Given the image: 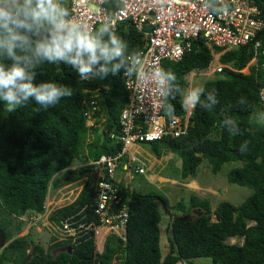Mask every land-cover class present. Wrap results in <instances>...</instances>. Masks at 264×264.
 Here are the masks:
<instances>
[{
    "label": "trees",
    "instance_id": "16d2710c",
    "mask_svg": "<svg viewBox=\"0 0 264 264\" xmlns=\"http://www.w3.org/2000/svg\"><path fill=\"white\" fill-rule=\"evenodd\" d=\"M63 3L68 9V0ZM257 3L264 20V0ZM107 7L114 10L112 0ZM115 32L126 41L130 54L136 55L143 49L142 37L130 23ZM258 39L264 49V29ZM215 53L220 54V64L232 65V69L216 72L201 87L204 89L202 102L211 103L207 100L211 94L216 103L210 108L198 105L193 109L185 135L149 145L156 157L168 151L180 160L175 176H169L167 168L161 175L179 182L193 177L204 160L210 164L213 175L225 164L240 163L228 171L227 180L251 191L244 202L235 206L223 201L212 210L208 200L195 195L187 203L178 201L174 206L177 211L188 213L192 207L200 206L209 215L195 222L173 218L169 225V253L164 257L160 224L163 208H168L167 199L143 179L144 190L133 188L127 194L122 190L125 186L120 184L123 203L127 202L129 208L125 243L109 234L98 254L92 241L72 245L66 251V242L50 245L48 238L50 247L46 248L41 240H34L31 232L19 236L23 230L19 218L41 213L48 188L65 185V180L72 175L76 176L68 182L85 177L84 186L73 204L52 213L51 220L59 223L91 204L96 186L92 179L93 167L88 163L102 155H114L120 149L109 133L119 132V116L127 103L122 73L87 83L68 65H44L37 70L36 83L51 81L69 86L73 95L41 111H36L39 106L33 103L8 114L0 105V235L8 242L0 249V264H112L116 255L121 264H178L195 258L210 259L212 264H264V101L261 99L264 56L260 54L249 66V73L244 74L241 70L254 58L251 45L225 50L201 40L194 41L191 51L180 61H162V69L176 77L168 82L172 95L165 97L164 105L173 107L174 116L184 114L182 98L189 73L210 68ZM94 91L98 93L100 106L98 124L105 131L101 146L99 127H87L81 101L86 92ZM162 114L169 117L164 108ZM229 120L236 121L238 131H229L231 125L225 123ZM75 161L83 165L72 170L70 167ZM230 238L241 243L230 244ZM59 247L64 248L56 255L50 253Z\"/></svg>",
    "mask_w": 264,
    "mask_h": 264
},
{
    "label": "built area",
    "instance_id": "2783aa9c",
    "mask_svg": "<svg viewBox=\"0 0 264 264\" xmlns=\"http://www.w3.org/2000/svg\"><path fill=\"white\" fill-rule=\"evenodd\" d=\"M110 1L68 0V11L74 20L87 25L89 30H95L112 15L113 11L107 7ZM213 3L217 9L224 11L205 8L202 0H120L113 28L116 31L128 22L141 35L144 47L135 56L149 74L155 68L162 69L164 60L180 61L191 51L194 41L198 40L225 50L251 45L254 52L252 64L260 54L264 56L262 41L258 39V34L264 29V20L257 0H213ZM218 67L194 70L190 73L191 78L204 75L209 70L210 74L215 75L223 68ZM148 79L156 80L151 76ZM187 81L184 94L193 88L192 80ZM124 88L127 103L119 116L120 130L109 133L110 139L120 149L114 155H102L88 163L93 167L92 179L96 186L91 204L59 223L54 222L51 220L52 213L72 205L77 199L82 186L73 187V184H82L86 180L75 181L69 186L62 185L54 194L49 187L42 212L19 218L24 235L34 228L37 234L48 235L50 245L66 242L68 249H72V245L92 241L98 254L102 252L101 245L111 232L117 238L125 239L129 208L127 202L123 203L117 172L124 173L130 181L135 175L146 177L147 158L142 146L185 135L194 108L184 106L182 116L166 117L162 114L165 97H162L157 83H148L146 79L142 86H137L134 81L126 83L124 78ZM86 93L81 100L86 125L89 129L100 128L98 93ZM261 99L264 101V90ZM122 190L127 194L132 189L125 186ZM112 264H121L119 255L113 258Z\"/></svg>",
    "mask_w": 264,
    "mask_h": 264
},
{
    "label": "clouds",
    "instance_id": "9594fccd",
    "mask_svg": "<svg viewBox=\"0 0 264 264\" xmlns=\"http://www.w3.org/2000/svg\"><path fill=\"white\" fill-rule=\"evenodd\" d=\"M112 3V15L95 30H89L70 16L63 0H0V105L5 113L33 103L39 106L36 111L48 110L71 97L69 86L51 81L36 83L38 69L61 63L70 66L82 81L104 80L110 74L122 73L126 83L134 81L142 86L147 79L148 83H157L162 97H171L172 88L165 85L174 81L175 75L160 68L150 74L144 71L113 28L120 0ZM202 5L224 11L217 9L213 0H202ZM150 76L156 80L148 79ZM202 96L204 89L191 88L183 95V105L210 108L216 103L213 95L207 96L211 102L208 104L202 102ZM163 108L174 118L172 106L165 104ZM225 123L231 125L230 132L238 131L236 121Z\"/></svg>",
    "mask_w": 264,
    "mask_h": 264
},
{
    "label": "rangeland",
    "instance_id": "374dc122",
    "mask_svg": "<svg viewBox=\"0 0 264 264\" xmlns=\"http://www.w3.org/2000/svg\"><path fill=\"white\" fill-rule=\"evenodd\" d=\"M219 57L220 54H214L213 61H212V66L211 68H215L216 66H223V68H230L232 69V65H222L219 63ZM252 63L250 62L248 66H246L244 69L241 71L244 74L249 73V66H251ZM220 68V67H218ZM198 71V70H197ZM217 71V70H216ZM220 71V70H219ZM218 71V72H219ZM211 70L208 72H205L204 75L198 74L195 76L193 79L191 78V72L189 73L187 79H191L193 83V88L199 87L201 88L204 83L208 80H212L215 76L213 74H210ZM103 132L105 134V131L103 129ZM143 150H147L152 156L154 155L151 149V145L149 144H144L142 146ZM163 160L169 159L171 161V164L173 166H177V160L172 162L174 159V156L168 152L165 151L163 152L162 156ZM83 164H81L78 161H75L72 166L70 167L72 170H77L80 167H82ZM79 166V168H78ZM240 166V163H229L225 164L221 171L213 175L211 173V167L210 164L208 163L207 160H204L202 164L198 167L196 174L193 177L188 178L187 181L176 183L169 180H166L165 178L160 179L158 178L156 181H154L153 185H157V188L159 189L160 193L167 199V206L168 208L162 212V222L160 224V232H161V254L162 256L167 255L169 253V241L168 238L171 236L169 232V225L171 220L175 217H180L183 218L187 215L185 212L177 211L175 209V204L180 201L184 200L186 203L191 195H195L200 199H206L210 202L211 209L214 210L216 206L223 201L229 202L235 206L240 205L242 202H244L250 195L251 191L245 187H241L235 184H230L227 180V173L230 169L235 168ZM177 173V170L175 167L168 166L167 167V174L169 176H172ZM163 174V173H162ZM117 179H120L121 186L130 184L131 186H134L135 182L137 179H141V176L135 175L134 176V181L133 182H128L129 179H126V176L124 173H121L120 171L117 172L116 174ZM74 176H70L67 179L70 180ZM66 179V180H67ZM86 178H80L77 181H85ZM195 182L198 186V189L192 188L189 186L191 182ZM68 182V181H67ZM71 183H74L75 181H69ZM84 183V182H83ZM82 183V184H83ZM79 182L73 184V187H80L82 186ZM191 185V184H190ZM145 188H143L144 190ZM59 191L58 189H52V194L56 193ZM29 230V229H28ZM27 230V231H28ZM35 229L33 228L32 230H29L28 232L33 233L34 240L36 241H42L44 243V247L47 248L49 246V240H48V235L42 233L41 235L34 233ZM25 231H22L19 236H23ZM40 237V238H39ZM0 246L6 245L8 242H6L3 237L0 235ZM228 243L230 244H235V243H241L240 240H237L235 238H230L228 240ZM50 247V246H49ZM62 248L64 247H59L58 249L51 250L50 253L52 255H56ZM64 249L66 251H70L68 249V246H66ZM178 264H212L210 259L207 258H195L192 259L188 262L181 261Z\"/></svg>",
    "mask_w": 264,
    "mask_h": 264
},
{
    "label": "crops",
    "instance_id": "0c3cea01",
    "mask_svg": "<svg viewBox=\"0 0 264 264\" xmlns=\"http://www.w3.org/2000/svg\"><path fill=\"white\" fill-rule=\"evenodd\" d=\"M143 151H144V153L146 155V158H147V162H146L147 163V174H146V177L142 176V178L141 179H137L136 182L134 181V178H133L132 181L129 180L128 182H133V181L135 182L134 186H131L130 184L129 185L126 184V185H123V186L131 187V189H133V188H143V186H142L143 185V183H142L143 180L147 184L153 185L154 184L153 182L156 181L158 178H160V177H161L160 179H162V178L164 179L165 178V177H163L161 175L164 172L165 168H167L168 166L172 165L171 161L169 159H167L166 161L163 160V158H162L163 153L161 154L160 157H156L155 155L152 156L147 150H143ZM176 160H177V166L175 165L174 167L177 170L180 167V160H178V159H176L174 157L172 162L174 164V162ZM72 176H74V175H72ZM126 179H129V178L126 176ZM165 179L169 180V181H172V182H175V183H177V182L180 183L179 181H176V180H172V179H168V178H165ZM187 180L188 179H186L185 181H187ZM153 186H155L157 188V185H153ZM160 235H161V232H160ZM168 241H169V239H168ZM160 247H161V236H160Z\"/></svg>",
    "mask_w": 264,
    "mask_h": 264
},
{
    "label": "water",
    "instance_id": "95a60500",
    "mask_svg": "<svg viewBox=\"0 0 264 264\" xmlns=\"http://www.w3.org/2000/svg\"><path fill=\"white\" fill-rule=\"evenodd\" d=\"M181 1H191V0H181ZM103 99H104V95ZM106 105V102H105ZM99 138H100V146L103 144L104 140H105V134L103 132V128H99L98 132H97ZM209 215V211L204 209L203 207L200 206H194L192 207L187 215L183 218L180 217H175L176 220L178 221H188V222H195L196 220H198L200 217L202 216H208ZM1 245V244H0Z\"/></svg>",
    "mask_w": 264,
    "mask_h": 264
},
{
    "label": "bare ground",
    "instance_id": "6f19581e",
    "mask_svg": "<svg viewBox=\"0 0 264 264\" xmlns=\"http://www.w3.org/2000/svg\"><path fill=\"white\" fill-rule=\"evenodd\" d=\"M74 176H76V175H74ZM68 180H65V186H69L70 184H72L71 182H67ZM93 182H94V180H93ZM85 183V182H84ZM84 183L82 184V188H83V186H84ZM51 186V185H50ZM190 187H192V188H195V189H198V186H197V184L195 183V182H192L191 183V185H189ZM61 187H63V186H61ZM82 188L79 190V193L81 192V190H82ZM94 199V198H93ZM69 206V205H68ZM35 232H36V230H35ZM125 233H126V228H125ZM110 234H112V232L110 233ZM124 238L125 239H122V238H118V240L119 241H121V242H123V243H125L126 242V236H124ZM117 240V241H118ZM50 241V240H49ZM103 244H104V242L102 243V245H101V247H102V250H103ZM4 243H3V246H0V249H3L4 248ZM65 246H68V245H65ZM94 248H95V253H97V248L94 246ZM71 250V249H70Z\"/></svg>",
    "mask_w": 264,
    "mask_h": 264
},
{
    "label": "flooded vegetation",
    "instance_id": "af4514ba",
    "mask_svg": "<svg viewBox=\"0 0 264 264\" xmlns=\"http://www.w3.org/2000/svg\"><path fill=\"white\" fill-rule=\"evenodd\" d=\"M68 180V179H67ZM0 241H1V239H0Z\"/></svg>",
    "mask_w": 264,
    "mask_h": 264
}]
</instances>
